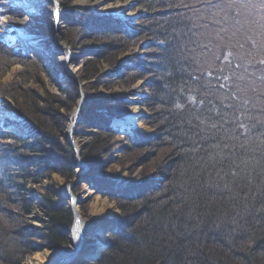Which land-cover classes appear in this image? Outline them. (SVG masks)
<instances>
[{
  "label": "rangeland",
  "instance_id": "obj_1",
  "mask_svg": "<svg viewBox=\"0 0 264 264\" xmlns=\"http://www.w3.org/2000/svg\"><path fill=\"white\" fill-rule=\"evenodd\" d=\"M149 2L0 0L2 56L0 60L6 59L9 64V69L2 70L5 72L4 76H1L0 71V83L15 84L24 78L26 74L24 69H27V65L31 66L32 62L37 60L43 68L41 82L36 84L32 80L26 87H31L37 92V102L41 106L47 105L44 101L51 97L50 100L56 110L54 117L59 120L61 128H65L62 137L59 138L61 143L59 148L62 149L51 147L53 156H62L61 159L55 157L60 160L59 164L39 174L37 165L33 167L34 170L29 169L37 179L36 183L33 179H25L22 191L14 197L17 202H9L6 206L10 208L0 213V264H102L104 260L112 257L114 252L118 253L120 247L117 246L127 244L125 236L136 237L132 232H135L139 228V223L143 221L145 206H151L154 200L157 205L160 201H167L165 198L167 195L172 199L171 204L177 205L175 203L180 199L179 193L183 192L184 197L188 194L185 187L181 188L188 184V180L185 179L187 177L185 168L180 164L176 165L179 161L177 158L174 161L175 157L182 154L185 157L187 154L173 144L176 143L173 137L172 143L166 145L159 140V138L164 140L166 135L157 130L163 126H160L161 123L157 119L158 110L153 102L149 101L156 93L160 94L153 85L152 69L161 40L157 35L164 37L165 30L167 34H173L180 42L182 41L184 49L191 50L192 42L188 38H191L192 34L193 37L199 35L200 32L205 34L203 29L205 25L202 21L206 22L207 18L200 15L195 18L201 25L199 30L200 26L196 24L195 19L185 17L190 13V8L197 10L200 4L197 0H188L181 5L170 0L161 3L152 0L153 4L150 7L147 6ZM227 2L229 3L227 5L231 4L229 0ZM210 7L212 10V4ZM35 13L41 17L38 24L32 21ZM263 13L264 6L259 14L264 17ZM259 18V16L248 18L247 24L240 28L232 23L225 26L226 28L228 26L229 34H232L231 39L237 47H244L245 38L252 49L251 54L239 52L242 60H238L232 56L234 53L223 58L221 52L214 53V56L211 52L207 58L209 61L204 62V66L195 61L196 67L194 65L189 67L194 59H189L191 56L188 55L180 56L179 60L182 61L176 60L175 63L174 59H171L175 65L174 69L179 71L180 80L183 75L187 76L188 80L194 81L196 78L199 82L195 86L202 88L204 85L210 90L217 86V81L224 79L225 74L232 72L226 81L234 85L238 96L248 99L256 115L263 116L264 21L263 18ZM224 21L223 18L217 23L220 25ZM174 27H179L180 30L174 32ZM208 29L206 28L207 37L213 34V38L217 39V32ZM169 40V37L163 39V43L166 44ZM178 40L175 45L178 44ZM232 41L230 40V43L234 46ZM253 43L255 49L252 47ZM174 49L177 54V47ZM204 50L208 51L207 48ZM227 60L236 61L238 66L236 67L235 62L227 63ZM200 65L203 68H200ZM211 67L217 68V71L210 72ZM212 77L213 80L209 79ZM21 81L23 82V79ZM72 81L76 86L75 94L71 93L72 99H67L69 93L67 89ZM178 86L179 89L177 87L174 93L181 91L184 96L182 84L179 83ZM206 98H208L206 93H202L197 99L192 100L202 105ZM82 99L84 101L78 105ZM174 100H178V97L174 96ZM160 110L166 111V107ZM229 111L230 109H227L226 112ZM24 118L26 117L16 107L14 98L0 92V148L1 142L12 144L14 153H17L21 146L22 153L38 158L42 153L29 151L28 145L34 142L32 137L40 132L27 126ZM202 118L206 117L190 121L193 125L191 128L197 126L198 130H203L205 125L201 121ZM46 119L50 121V118ZM183 125L185 124L181 123L182 129ZM174 128L175 133L180 132L177 130L178 126ZM178 135L181 139L186 137L179 133ZM53 137L56 138V135ZM235 138L247 142L245 148L240 146L243 151L250 152L248 149L251 147L250 144L256 146V151L264 149V141L260 140L259 134H236ZM201 139L202 143L200 140L199 142L204 154L208 148L214 151L209 142H205L206 138ZM94 143L95 149L98 150L96 159L85 160L83 153L91 150ZM199 149L194 148L190 158L197 160ZM64 156L72 157L71 170H67V174L63 167H60ZM5 157L4 151L0 150V180L3 179L2 172L5 169L6 172L10 170L13 162ZM172 161L174 163L171 164ZM209 163L213 165L221 162L210 159ZM174 166L181 173L175 190L169 184L172 180L170 169ZM202 167L205 168L204 164ZM230 168L229 164L223 168L214 165L208 167L206 171L208 173L212 171L213 174H209L219 183V173L230 172ZM231 174L234 175V172L231 171ZM224 176L227 178L226 174ZM225 178L221 181L227 182ZM209 184L211 185V182ZM233 190L232 186H227L225 192L220 191L226 197L223 195L220 197L223 196L232 204L231 198L235 197ZM164 191L167 195L163 197ZM41 194L54 198L57 206L67 210L71 216L66 241L58 248H53L47 238L40 233V229L45 228L46 220L49 219V214L39 199L40 196H44ZM73 203L78 205L79 214L75 212ZM22 204L29 206L27 211L20 208ZM246 207V213L243 212L246 214L245 217L248 216L247 212L249 216L253 215L247 220L241 215V219L235 221L248 231L254 228L253 234L260 230L264 232L263 208L250 212L253 211V206L249 203ZM80 217L85 220L87 226L80 241H77L73 236V227ZM2 223L13 229L32 228V233H23L20 237L18 233H5ZM138 233L137 230L136 234ZM138 240L140 241L141 237L137 240L132 239L139 244ZM63 252L72 255L57 257ZM260 252H257L256 260L263 262L264 254Z\"/></svg>",
  "mask_w": 264,
  "mask_h": 264
},
{
  "label": "trees",
  "instance_id": "obj_2",
  "mask_svg": "<svg viewBox=\"0 0 264 264\" xmlns=\"http://www.w3.org/2000/svg\"><path fill=\"white\" fill-rule=\"evenodd\" d=\"M155 1L161 3L164 0ZM170 1L181 5L188 0ZM197 1H200L197 10L190 8V13L186 14L185 17H192L193 19L199 15L206 17L207 21H202V24L205 25V28L203 27L205 34H201L200 32L199 35H194L193 37V34L190 32L192 37H189L188 40L192 42L190 43V48L192 49L188 50L184 49L181 45L182 41L180 42L177 37L173 34L170 35V33L167 34L164 30L165 35L162 33L164 37L157 35L161 40L158 45L159 53L152 69L153 85L160 93H156L152 99L153 103H156L154 107L158 110L157 119L161 123L160 126H163V128H157V130L162 135H166L164 140H161L162 138H159V140L166 145L169 142L172 143L171 138L173 137L176 141L173 144L179 150L182 149L183 153L187 154L185 157H183V154H179L180 156L175 157L174 161L177 158L179 161L176 165L180 164L181 167L185 168V176L187 175L185 179L188 180V184L181 186V188L185 187L188 194L184 197L182 196L183 192H180V199L175 203L177 205H173L171 204L172 199L164 191L163 197L167 195L165 197L167 201H160L157 205L155 203L156 200H154L151 206H145V217L138 225V235L136 234L137 230H135L132 234L136 235V237L125 236L127 244L117 246L120 247L118 253L115 254L114 252L112 257L110 256L104 260L102 264H264V261L260 262L256 260L258 257L257 252L261 251L260 253L264 254V232L260 230L258 233L253 234L255 232L254 228L248 231L245 227L239 226L235 221V219L240 220L241 215L246 220L253 215L249 216V212H247L248 216L245 217L246 214L243 213H246V205L249 203L253 206V211L250 212H256V209L260 211L261 208L264 210V149L256 151V146L250 144L251 147L248 148L250 152L243 151L240 146L245 148V143L247 142H242L240 139L235 138L236 134H259L260 140L263 139L264 141V115L261 117H259L260 115H256L248 103V99L244 98V96H238L233 88L234 85L226 81L231 77L230 73L232 72L225 74V80L217 81V86L209 90L204 85H202V88L195 86L199 82L196 78L194 81L188 80L187 76L183 75L182 80H180L179 71L174 69L175 65L171 62V59H174V63L176 60L182 61L179 60L180 56L187 57L188 55V57L191 56L189 59H194L190 62L189 67L193 65L196 67L195 61L202 63L204 66V62L209 61L207 58L211 52L213 56L214 53L221 52L223 58L229 56L228 54L234 53L233 57L242 60L241 53H252V49L249 48L250 44L244 38V47H237L231 39L232 34H229L228 26L232 23L240 28L247 24L248 18L253 16H259V19L263 18L264 21V17L259 14L262 6H264V0H229L230 5H227L229 4L227 0ZM143 2H149L147 4L149 7L153 4L152 0H143ZM211 4L213 6L212 10ZM223 18L225 21L218 25L217 22ZM196 24L200 26L199 30H201V25L197 20ZM206 28L216 31L218 34L217 39L213 38V34L207 37ZM178 30H180L179 27L173 28L174 32ZM168 37L170 38L168 43H163V39H168ZM176 40H178L177 45H175ZM230 40L234 46L231 45ZM174 47H177V54ZM252 47H255L254 43ZM204 48H207L208 51H205ZM1 50L3 52L2 48ZM186 57H183V59H186ZM5 60H0L1 75L5 74L3 71L9 69L8 61ZM232 62H235L236 67L238 66L236 61L227 60V63ZM227 63L226 66L228 67ZM203 66L200 65V68H203ZM236 67L234 69L235 73L237 72ZM211 70L210 72L217 71V68L211 67ZM24 71L26 74L22 78L23 82L21 79L15 84L13 83V85L0 83V92L3 95L5 94L14 98L16 107L26 117L24 118L25 124L40 132L32 137L34 142L28 145V150L33 153H42V155H39L38 158L26 155V153H22L23 148L21 146L18 150L19 152L14 153L15 149L12 144L1 142L0 150L4 151L5 156L13 162L10 170L6 172V169H3L4 171L2 172L4 175H2L3 179L0 180V213L10 208L6 206L9 202H17V200H14V197L22 191L23 186H25V179H33V182L37 181L35 176L32 175L33 167L37 165L38 174L48 171L53 165L59 164L60 160L55 157L59 159L62 157L52 155L53 150L51 147H60L59 138L62 137L65 128H61L59 120L54 117L56 110L53 102L50 100L51 97L46 102L44 101L47 105L41 106L37 102V92L31 87H26L29 81L33 80L36 84L41 82L40 75L43 68L36 60V62H32L31 66L30 64L27 65V69H24ZM211 74L216 75L215 73ZM209 79L213 80V77ZM179 83L183 86L182 91H184V96H182L181 91L174 93L177 87L179 89ZM184 83H186L185 87ZM75 89L76 86L73 82L67 89L69 92L67 99H72L71 93L75 94ZM202 93H206L208 97L202 102V105L193 102L192 99H197L198 95ZM233 95H237L234 96L236 98ZM174 96L178 97V100H174ZM237 99L241 100L237 101ZM162 107H166V111L160 110ZM227 109H230V111L226 112ZM202 113L204 116H201ZM170 115L173 117H170ZM46 117L50 118V121ZM198 117L199 120L201 117H206L204 118L205 121L203 118L201 120L205 125L203 130H198L197 126L191 128L193 125L190 124V121H196ZM181 123L185 124L183 125V129L181 128ZM175 126L179 128H177L180 131L178 133L183 136L186 135V137L181 139L178 133H175ZM234 134L235 136H233ZM54 135H56V138L53 137ZM201 138H206L205 142L208 141L214 151L208 148L204 154V150L200 144ZM227 138L231 140H227ZM228 141H230L229 144L227 143ZM227 145H229L228 148L226 147ZM95 146L96 144L93 145L92 149L90 148L91 150L83 153L85 160L91 161L92 159H96L98 150L95 149ZM194 148L195 150L196 148H200L197 150V160L190 158L191 151ZM59 149H62V147ZM210 159L221 163L211 165L209 163ZM71 160V156H64V159L61 160L60 167H63L65 174H67V170H71ZM233 163L237 166L235 164L232 165ZM171 164H168V166ZM203 164L204 169L202 167ZM227 164L231 166L230 172L225 173L227 178H225V174L222 172L219 173V183L215 181L216 178L213 175H210L213 174L212 171L209 172L210 174L206 171L208 167L211 168L216 165L218 168H223L224 166L227 167ZM29 169L32 170L30 171ZM231 171L234 172V175L231 174ZM170 172L172 180L169 184L175 190L181 173L179 170H176L175 166L170 169ZM231 176L233 179H231ZM223 178L228 181H221ZM209 182H211V185ZM227 186H232L234 189L233 194L235 197L231 198L232 204L223 198L225 196L223 192H225ZM220 191L223 192L221 193ZM41 195L44 196H40L39 199L42 201L46 213L49 214V219L46 220L45 228L40 229V233L45 239L47 238L53 248H58L66 241L71 216L67 210L65 211L60 206H57L58 203L54 198L45 194ZM220 195L223 196L220 197ZM21 207L22 210L27 211L29 206L22 204ZM2 225L5 233H18L19 237L23 233H32V228L24 227L19 230L10 228L5 223H2ZM38 232L36 231V233ZM235 232L236 235H234ZM140 237L141 240L137 241L138 243L140 242L139 244L132 241V239L136 238L137 240ZM242 255L244 256L243 259L241 258Z\"/></svg>",
  "mask_w": 264,
  "mask_h": 264
},
{
  "label": "bare ground",
  "instance_id": "obj_3",
  "mask_svg": "<svg viewBox=\"0 0 264 264\" xmlns=\"http://www.w3.org/2000/svg\"><path fill=\"white\" fill-rule=\"evenodd\" d=\"M33 18V19H32ZM31 19H32V21H35V23L36 24H38L39 22H40V20H41V17H39L38 15H37V13H35L34 15H33V17H32ZM38 22V23H37ZM1 76H4V75H1ZM152 101L153 102V99L152 98H150L149 99V101ZM84 101V99H82V100H80V102H79V104L78 105H80L82 102ZM156 104V103H155ZM154 103H153V105H155ZM79 106H77V108H78ZM73 208H74V210H75V212H77L78 214H79V211H78V205H76L75 203H73ZM79 221H77L76 223H75V225H74V227H73V236L75 237V239L77 240V241H80V239H81V237H82V233L84 232V230H86V223H85V220L83 219V218H79L78 219ZM71 253H66V252H63L60 256L58 255L57 257H60V258H64V257H68V256H71L70 255Z\"/></svg>",
  "mask_w": 264,
  "mask_h": 264
}]
</instances>
